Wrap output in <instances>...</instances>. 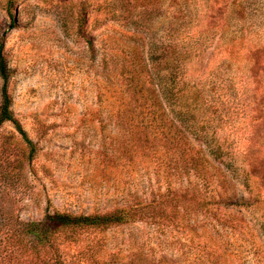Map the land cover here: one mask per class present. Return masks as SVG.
<instances>
[{
    "label": "rangeland",
    "instance_id": "1",
    "mask_svg": "<svg viewBox=\"0 0 264 264\" xmlns=\"http://www.w3.org/2000/svg\"><path fill=\"white\" fill-rule=\"evenodd\" d=\"M107 2L0 0L11 109L32 142L11 123L0 126V226L38 220L53 209L107 210L125 204L134 186L143 188L146 200L151 190L165 191L155 155L121 153L127 127L117 124L115 112L131 93L119 77L120 64H132L135 53L141 70L158 63L164 74L181 70L184 88L174 86V110L160 125L183 131L185 145L199 147L198 115L232 158L206 165L212 174L206 186L192 171L173 178L175 193L188 189L192 195L194 188L204 195L210 215L181 210L186 225L159 227L148 220L88 230L63 246L66 258L98 241L103 264H197V247L207 243L222 264H264V0H127L130 9L136 4L133 18L152 10L138 26L131 17L110 20ZM113 40L122 50L114 72L107 54ZM173 51L180 52L177 69ZM143 77L164 106L159 79ZM2 83L0 77V97ZM181 97L193 105L197 98L203 109L182 121ZM114 147L121 151L117 159Z\"/></svg>",
    "mask_w": 264,
    "mask_h": 264
},
{
    "label": "trees",
    "instance_id": "2",
    "mask_svg": "<svg viewBox=\"0 0 264 264\" xmlns=\"http://www.w3.org/2000/svg\"><path fill=\"white\" fill-rule=\"evenodd\" d=\"M106 5L109 19L119 24L131 17L134 25L138 26L145 16L152 13V10L146 9L137 12L138 15L135 14L137 16L133 18L132 10L136 9V4L133 3V9L132 7L130 9L127 0H108ZM115 41L113 40L111 49L107 52L112 62L113 72L118 62L114 56L121 58L120 54L116 55V51L122 52ZM133 56L132 64L128 65L124 59L121 60L119 73V77L125 81V87L129 89L131 96L129 100H120L119 108L115 112L118 119L117 124L127 127V142L123 146L124 151L121 152L119 147H114L113 150L115 155L118 152L122 155L131 151L137 153L138 150L140 151L139 156L155 155L153 166L156 173L160 170L163 173L165 191L156 193L151 190L150 198L146 200L139 192L143 188L134 186V188H128L125 204L116 205L107 210L75 213L53 209L38 220H20L10 226L3 224L0 226V264H103L96 255L101 244L98 241L83 244L78 248V257L69 260L65 256L63 246L72 242L76 244L77 235L82 232L104 231L111 227L133 224L136 221L149 220L150 223L159 227L186 225L184 220L178 217L181 210L184 214L202 213L208 216L210 209L206 207L207 201L204 195H199L194 188L191 191L192 195H188V189L184 193H175L173 178H181L192 171L195 177L203 180V185L206 186L212 176L206 165L225 156L232 158V152L227 149L216 132L209 134L205 131L203 125H200L204 119L200 120L198 115L194 118V112L203 109L202 102L199 103L197 98L195 105L192 104L194 101H188L185 97L178 98L176 103L179 106L178 113L181 119L183 118L182 121L194 118V133L197 140L201 142L203 140L204 146H202L203 143L199 147L187 146L183 131H180L178 135L173 133L169 127L160 125V120H165L163 116H168L174 110V86L181 82L180 85H182L179 88L181 90L184 88L185 83L181 80L183 79L181 70H172L164 74L157 69L159 63L152 66L149 71L141 70L143 68L140 60L136 59L135 53ZM171 58L174 69L179 68L181 66L180 52L173 51ZM168 61L169 59H166L164 63ZM126 66H129L130 72L125 71ZM9 75L10 71L0 51V77L3 80L0 97V126L5 122L11 123L21 137L32 146L22 124L11 109V97L7 90ZM143 75L155 76L159 79L160 83L157 86L163 94L164 106L160 100L155 98L152 92L154 91L153 85L149 88ZM163 79L166 80L164 84H162ZM167 81L171 82L167 83ZM227 204L236 205L237 203ZM212 217H215L213 213ZM211 248L213 247L208 246L207 243L197 247L194 256L197 264H222L217 257L212 255L214 249Z\"/></svg>",
    "mask_w": 264,
    "mask_h": 264
}]
</instances>
